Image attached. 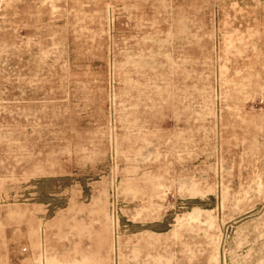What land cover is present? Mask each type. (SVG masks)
<instances>
[{
  "label": "rangeland",
  "instance_id": "rangeland-1",
  "mask_svg": "<svg viewBox=\"0 0 264 264\" xmlns=\"http://www.w3.org/2000/svg\"><path fill=\"white\" fill-rule=\"evenodd\" d=\"M0 264H264V0H0Z\"/></svg>",
  "mask_w": 264,
  "mask_h": 264
}]
</instances>
